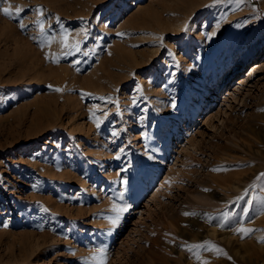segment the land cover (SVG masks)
<instances>
[{
	"label": "rangeland",
	"instance_id": "1",
	"mask_svg": "<svg viewBox=\"0 0 264 264\" xmlns=\"http://www.w3.org/2000/svg\"><path fill=\"white\" fill-rule=\"evenodd\" d=\"M201 2L180 29L154 31L128 21L157 0H0L5 29L32 44L40 68L0 56V264H264V59L233 76L264 53V0L195 11ZM162 3L164 17L184 15L186 0ZM9 6L23 11L6 16ZM229 24L246 29L238 50L222 34ZM117 42L147 62L110 64ZM189 63L210 86L195 106ZM106 67L127 76L89 89ZM68 95L90 130L67 123ZM158 99L178 122L164 125ZM151 155L163 165L155 176ZM204 241L227 255L205 245L198 260L185 246Z\"/></svg>",
	"mask_w": 264,
	"mask_h": 264
},
{
	"label": "bare ground",
	"instance_id": "2",
	"mask_svg": "<svg viewBox=\"0 0 264 264\" xmlns=\"http://www.w3.org/2000/svg\"><path fill=\"white\" fill-rule=\"evenodd\" d=\"M163 1H165V0H157L158 4L155 3L156 5L143 7L139 11L140 14L137 15L136 17H133L130 21H128V23L129 22L139 21L138 22L139 25L140 24L141 25H149V26H151L153 28L154 31H157L159 29L160 30H169V29H175L176 30V29H180L181 26L184 23H186V20H187L186 12H188V10H193L195 5L197 3H199V1H202L199 4V6L195 9V11L198 10V8L200 6L202 7V5L204 3H206L208 0H186L187 4H186V7L184 9V15L180 16V17H178L176 19H173L171 17H167L169 14L166 17H164V15L162 14L163 11L159 10L162 7L165 8V5L162 3ZM164 8H162V9H164ZM192 12H194V11H192ZM1 14L2 13L0 12V45H2L4 43V46H3L4 48L2 47L3 51H1L2 49L0 50V56L4 57V55H9V54L20 55V57H19L20 62H22L23 64H29L30 63L29 67H33L36 70L40 69L39 67H37V64H39V61H38L39 55L34 53L36 50L35 49L32 50V48L30 47L32 44L25 37H22L18 33H15L13 31L8 32V30L5 29V27H4L3 23H2L3 16ZM232 28H233L232 25H230V24L228 26L226 25V27L223 30L222 34L228 32V34H229L228 35L229 36V42H232L233 44L236 43L234 50H238V47L240 46L242 41L247 37V36H245L246 29L241 31V33L237 34V33L233 32ZM5 33H6V35H5ZM219 35H221V33H218L215 36V40H217V39L220 40L221 39V38H219ZM249 40L251 41L250 50L252 51L253 42H252L251 39H249ZM230 45H231V43H230ZM114 46H115L114 47V55L110 58V61H109L110 64H120V63L123 62L125 65L133 67V66L143 65V64H145L147 62L146 56L142 57L141 59L138 58L135 49H133L131 46H128V44L125 43V42H119V43L117 42V44L115 43ZM156 51H157V49H156ZM251 54L252 53H249L245 57V61H243L242 63H240L239 65H237L233 69V74H234L233 76H238L241 73V71H243L241 69L244 67V64H245L246 61H247L246 63L251 62V65L255 64L252 67L250 65V67H248L246 69V70H250L248 75L250 76L251 74H254V75L257 74V71L261 68V61H263V59H264V53H263V51L260 53L261 58L258 61H256V62L255 61L253 62V60L252 61L250 60L251 59ZM107 69H108V71L107 70L106 71L108 73L105 71L107 73V75H105V74L94 75L93 77L89 78L85 82L87 84V87L89 89L90 88L94 89V91L96 90L97 92L100 91V93L101 92L103 93L104 90L105 91L107 89L109 90L110 85L113 83L111 79H113L114 82H116V85H118L122 80L125 79L122 76H124V74H125V76H127L126 72L125 73L119 72L117 74H114V73H112V71L109 68H107ZM186 73L188 75H194L191 78H195L198 82H200L199 86H197L194 83H192L194 85V87H195L196 93L192 95V100L188 101L189 104H192V106H195V104H193V102L197 103V101H199V99H201L202 97H206L205 95L207 94V91L210 90L209 81L203 79L205 74H201L200 72H198L196 70L195 63H189L188 64V66L186 68ZM128 75H131V74L129 73ZM249 76H247V77H249ZM108 78L110 80H108ZM191 80H193V79H191ZM82 87H84V86H82ZM156 87L158 88V85H156ZM156 87L154 89H152V90L154 91L155 89H157ZM156 92H158V91L156 90ZM81 93H83V92H81ZM95 95H96V93H95ZM67 99H68L69 103H64V105L68 104L66 106V109L68 110V116H67L68 121H67V123L69 124V126H71L72 128L73 127H77L76 130L73 128V130H75V131L79 130V131L86 132V131L90 130L92 128L91 125L89 126L87 124V122L84 120V117H85L83 115L84 113L82 114L81 111H79V101L78 100H80V99L78 98V96H75L73 98H69V95H68ZM157 102L158 103H157L156 106H157L158 111L163 112L162 117H159V118L160 119L166 118V120L163 119V120H165L164 121L165 122L164 123L165 126L168 125L169 121L174 120V121L178 122L180 120L181 115L179 113H178L179 115H174L173 114L174 111L169 109V103L168 102L162 101V100H159V99L157 100ZM194 110L196 112L197 108L196 109L194 108ZM92 120L93 119H91V121ZM94 120H96V119H94ZM156 120H158V119H156ZM176 124H178V123H176ZM169 136L170 135L168 134V138H169ZM105 142H106V140H105ZM106 151L104 152L105 154H107ZM100 153H101V151L99 149L96 152V154L99 155ZM109 153L107 155H109ZM107 155H105V156H107ZM149 159H150V162H151L150 170L152 172V176H155V173H157V171H160L162 169L163 165H162L161 161L158 162L156 160L157 157H154V156L151 155V156H149ZM215 231L216 230H214V233H216Z\"/></svg>",
	"mask_w": 264,
	"mask_h": 264
},
{
	"label": "snow or ice",
	"instance_id": "3",
	"mask_svg": "<svg viewBox=\"0 0 264 264\" xmlns=\"http://www.w3.org/2000/svg\"><path fill=\"white\" fill-rule=\"evenodd\" d=\"M214 2H216V3H220V2H222V0H214ZM243 2H244V0H236V3H237L238 6H239L240 3H243ZM2 11H3V13H4L6 16H15V15H19V14L23 11V8H22V7H17V8H15V10H13V8H12L11 6H9V7H4V8H2ZM41 14H42V12H41ZM38 23L40 24L41 32H43V31H44V25H43V23H42V22H39V21H38ZM20 27H21V28H25V27H26V25L23 23L22 20H21V22H20ZM214 34H215V33H213V35H214ZM120 35H124V34H123V33H120ZM65 36H67V33L65 34ZM49 42H50V41H49ZM65 47H74L76 51H79V50H80L78 44H76V45H68V44L65 42ZM64 54H65V55H68V54H70V53L65 52ZM56 90H57V91H62L63 89H56ZM174 106H175V105H173V107H174ZM93 115H95V114H93ZM100 123H101V121H100L99 119H97V127L100 126ZM121 151H122V150H121ZM260 175H261V176H264V173H261ZM125 183H126V181H125ZM118 210H119V211H126L127 209L124 208V207H121V208H119ZM194 214H195V213H185V215H194ZM112 222H113V223H116L117 221H116V220H113ZM221 226H223V225H221ZM236 231L239 232V233H242L243 235L246 236V235H248L249 233L253 232L254 229L249 228V227H245V226H243V225H240L239 227L236 228ZM261 241L264 242V237H261ZM205 245L208 246V248H207L208 251H215L217 254L227 255V253L224 252V250H223L222 248H220L219 246H217V245L211 243L210 241H204L203 243H197V244H191V245H185V246L188 248L189 251H193V249H196L197 251L194 252L193 254H194V255L196 256V258L199 260L201 257H200V255H199V251H198V250L201 249V248H204ZM100 256H101V257L104 256V250H103V249L100 250ZM229 259H231V257H229ZM100 264H105V260H104L103 258L100 260ZM203 264H208V261H207V260H204V261H203Z\"/></svg>",
	"mask_w": 264,
	"mask_h": 264
}]
</instances>
